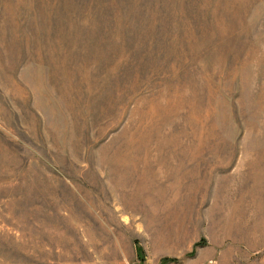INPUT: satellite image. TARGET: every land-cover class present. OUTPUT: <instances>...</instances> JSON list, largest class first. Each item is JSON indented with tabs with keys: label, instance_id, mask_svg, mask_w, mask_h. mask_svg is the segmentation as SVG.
Wrapping results in <instances>:
<instances>
[{
	"label": "rangeland",
	"instance_id": "1",
	"mask_svg": "<svg viewBox=\"0 0 264 264\" xmlns=\"http://www.w3.org/2000/svg\"><path fill=\"white\" fill-rule=\"evenodd\" d=\"M0 264H264V0H0Z\"/></svg>",
	"mask_w": 264,
	"mask_h": 264
}]
</instances>
